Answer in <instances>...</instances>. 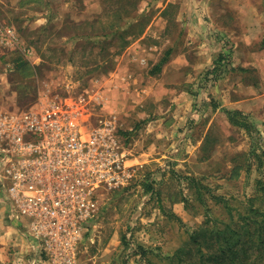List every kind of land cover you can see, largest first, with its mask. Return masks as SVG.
<instances>
[{
  "label": "rangeland",
  "instance_id": "obj_1",
  "mask_svg": "<svg viewBox=\"0 0 264 264\" xmlns=\"http://www.w3.org/2000/svg\"><path fill=\"white\" fill-rule=\"evenodd\" d=\"M160 1L0 5V25L17 37L12 45L0 40V118L55 106L60 115L75 117L84 135L122 155L118 184L97 192L76 264H190L198 247L206 253L241 244L264 213V133L246 114L248 131L223 111L229 109L224 85L258 83L260 75L233 66L231 40L214 31L199 34L203 23L185 37L176 18H202L204 0L195 9L193 0H169L164 8ZM258 3L264 6V0ZM74 5L83 12L94 6L97 23L76 21L85 13L78 16ZM214 9L217 18L232 17ZM128 16L132 21L124 23ZM80 33L92 38L80 40ZM208 35L222 50L202 48ZM218 53L232 70H216ZM23 261L43 264L40 249Z\"/></svg>",
  "mask_w": 264,
  "mask_h": 264
},
{
  "label": "built area",
  "instance_id": "obj_2",
  "mask_svg": "<svg viewBox=\"0 0 264 264\" xmlns=\"http://www.w3.org/2000/svg\"><path fill=\"white\" fill-rule=\"evenodd\" d=\"M16 38L0 25V40L12 45ZM123 168L122 155L84 135L75 117L55 106L0 118V188L43 264H76L97 192L117 185Z\"/></svg>",
  "mask_w": 264,
  "mask_h": 264
},
{
  "label": "crops",
  "instance_id": "obj_3",
  "mask_svg": "<svg viewBox=\"0 0 264 264\" xmlns=\"http://www.w3.org/2000/svg\"><path fill=\"white\" fill-rule=\"evenodd\" d=\"M163 1H160V5L164 8L169 0L165 3ZM174 2L179 3L180 1L175 0ZM191 2L194 9L200 7V2L197 0ZM258 2L259 0H204V7H207V10L202 18L197 16L196 19H191L186 13L185 17L178 15L176 23L184 26V35L187 39L191 38L193 28L197 25H202V23V28L197 27L199 34L204 35L205 30L209 33L214 31L218 36L219 33L224 34L226 38L231 40L229 46L236 51V63H232V65L237 66L239 64L242 68H254L259 73L260 80L258 83L245 85L241 82H236L232 87L224 85L223 100L224 105L229 109L239 110L246 114L256 128L264 133V6L259 5ZM4 4H6V0H0L2 8ZM14 4L16 5V0ZM88 6L89 3H87L86 7ZM74 8L78 16H82L85 13L82 17H73L76 21L89 24L97 23V18L91 15L94 6L91 7L89 12H83L81 6L77 7V5H74ZM214 8L218 9V15L230 13L232 17L226 15V17L217 18ZM182 9L183 7L180 6V13ZM194 11L198 14L197 10ZM155 19H157V15L149 20L142 35L147 33ZM123 22H131V17H125ZM135 22H138V18L135 19ZM164 23H168V20L164 19ZM204 24L207 25L205 26ZM87 37L92 38V33H80L78 36L80 40ZM209 37L208 35L206 40L203 41L202 48H206L209 51L215 48L222 50L221 42ZM127 52H132L131 48H128ZM220 53H218V56H220ZM135 54V56H138L137 51H135ZM21 82L23 83L24 80H21ZM134 87L138 88V86ZM11 212V205L6 193L0 188V264L9 262L12 264H25L23 257L31 254V251L36 248V243L26 235L25 226Z\"/></svg>",
  "mask_w": 264,
  "mask_h": 264
},
{
  "label": "trees",
  "instance_id": "obj_4",
  "mask_svg": "<svg viewBox=\"0 0 264 264\" xmlns=\"http://www.w3.org/2000/svg\"><path fill=\"white\" fill-rule=\"evenodd\" d=\"M130 17L132 21L133 16ZM113 34L114 31L112 33H102V36L109 38ZM123 40L124 43L122 46L125 47L128 41L124 37ZM168 55L169 51H166L165 57H163L160 62L163 63ZM224 60V55H220L217 66L219 68L215 67L217 68L216 70L220 69L222 66H224V71L232 70L226 65ZM223 111L232 124L242 127L246 129V131L251 129L252 125L247 120L246 115L241 111L233 109H225ZM148 190H151L150 186L147 187L146 191ZM261 191H264L263 187ZM260 216V219L257 220L256 228L248 233V238L241 244L219 247L217 250L208 251L206 253L201 251L200 247H198V255L196 258H193L190 264H264V213H260Z\"/></svg>",
  "mask_w": 264,
  "mask_h": 264
}]
</instances>
